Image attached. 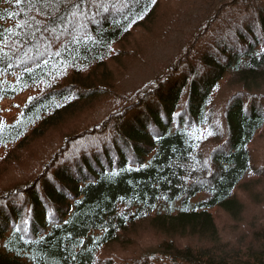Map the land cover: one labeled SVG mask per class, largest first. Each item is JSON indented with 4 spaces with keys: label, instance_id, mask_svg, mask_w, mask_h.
<instances>
[{
    "label": "trees",
    "instance_id": "1",
    "mask_svg": "<svg viewBox=\"0 0 264 264\" xmlns=\"http://www.w3.org/2000/svg\"><path fill=\"white\" fill-rule=\"evenodd\" d=\"M165 1L0 0V264H264V0Z\"/></svg>",
    "mask_w": 264,
    "mask_h": 264
},
{
    "label": "rangeland",
    "instance_id": "2",
    "mask_svg": "<svg viewBox=\"0 0 264 264\" xmlns=\"http://www.w3.org/2000/svg\"><path fill=\"white\" fill-rule=\"evenodd\" d=\"M164 5H166L165 0L160 9L161 12L164 10ZM179 34V32L174 31L167 38H161L151 44H145L143 39L139 38L137 41H140V46H138L137 50L140 52V55L136 57L143 60L137 61L129 68L128 76H126L123 81L125 87L128 89L138 87L140 85L146 84L147 82H150L156 77L159 78L161 75H164L168 67L174 64L178 57V51L180 48L179 43H181V40L178 39ZM140 47H145V50L142 53L139 49ZM185 68L186 66L184 65L180 67V69L182 70H184ZM180 69L176 71V74L180 73ZM31 96L32 92H26L25 94H20L18 96H5L0 99V120L11 122L15 117L14 114H20L23 111L25 103ZM56 134L57 132L50 136H46L44 138V143H39L43 146V148H48L50 145L54 144V141H47H49V139ZM2 152L3 148L0 149V154ZM261 195H264V193H262ZM261 195H255V197H259ZM196 196L198 199L205 200V198H208L210 196V193L208 191H201ZM222 220L226 221L225 216H222ZM223 235L226 239H228V236L225 234V232L223 233ZM223 235L221 234L222 238L226 240ZM195 242H198V240H195Z\"/></svg>",
    "mask_w": 264,
    "mask_h": 264
}]
</instances>
